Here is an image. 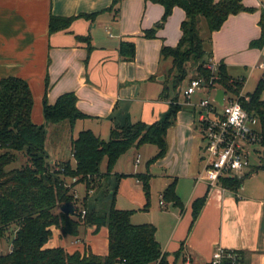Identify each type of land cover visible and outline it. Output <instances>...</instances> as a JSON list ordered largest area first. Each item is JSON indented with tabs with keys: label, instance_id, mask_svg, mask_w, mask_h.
Here are the masks:
<instances>
[{
	"label": "crops",
	"instance_id": "obj_1",
	"mask_svg": "<svg viewBox=\"0 0 264 264\" xmlns=\"http://www.w3.org/2000/svg\"><path fill=\"white\" fill-rule=\"evenodd\" d=\"M111 1L0 0V81L17 77L27 82L33 97L31 118L35 124L43 123V98L52 105L65 93L75 94L77 109L87 116L75 123L80 122L81 128L87 126L86 120L108 115L110 121L104 120L108 127L138 120L152 124L168 111L170 103L159 99L165 79L158 71L165 63L160 59V49L162 45L177 44L183 10L174 8L156 38L146 39L143 33L162 17V6L144 0H123L115 16L113 12L104 11ZM262 1L243 0L245 7H254L255 11L230 16L211 36L208 45L211 63L216 66L223 62L232 78L244 80V70H255L264 57V49L250 46L260 35L258 21ZM96 12L100 14L94 22L77 18L65 31L48 32L50 16L73 17ZM96 34L100 40L90 44L92 49L85 62L86 43L80 38L95 39ZM121 42L134 43L132 61L122 60ZM189 106L194 115L185 111L178 113L172 129L181 126L190 141L174 148L172 155L167 150L165 159L154 166L161 168L154 172L159 174L161 182L155 194L160 192L161 197L166 186L176 181L175 192L183 208L160 204L161 200L155 199L149 210L139 217H131V222L135 225L149 223L156 228V241L167 254L169 263L183 243L178 264H210L218 246L239 252L243 264H264V170H260L263 165L254 166L250 161V168L237 177L246 179L236 192L198 181L203 143L199 145L194 137L195 113L193 105ZM257 130L261 133L260 123ZM128 161H132L131 156ZM163 164L167 167L164 170ZM139 182L135 179L136 186ZM203 197L204 204L192 222V203ZM93 230L94 227L83 226L82 235L70 242L68 248H63L71 249L68 253L83 252L87 248L96 255H105L107 228L101 227L95 233ZM51 231L45 248L61 247L65 237L58 229ZM10 249V243L0 242V254Z\"/></svg>",
	"mask_w": 264,
	"mask_h": 264
},
{
	"label": "trees",
	"instance_id": "obj_2",
	"mask_svg": "<svg viewBox=\"0 0 264 264\" xmlns=\"http://www.w3.org/2000/svg\"><path fill=\"white\" fill-rule=\"evenodd\" d=\"M123 0H112L104 11L113 12L116 16ZM158 4L163 8L161 22L163 23L174 8L184 12L180 24L181 36L173 47L162 45L160 59L170 60L171 67L162 82L163 88L159 99L168 101L169 108L164 117L152 124L142 121L125 122L111 127L107 141L96 136L90 130H81L75 139L71 140V153L75 166L70 162L51 164L45 157V125H56L68 122L71 130L75 123L87 118L77 107V97L74 93L60 95L49 105L45 97L42 100L43 123L32 121L33 97L26 81L17 77H7L0 81V242L8 240L11 249L6 254H0V264H178L182 253L180 249L174 253V260L169 263L167 254L156 241V228L152 224L131 223L132 211L120 210L115 207L116 188L105 190L109 201L106 205L88 208L87 198L103 188V183L111 178V172L116 160L131 148L143 145H154L156 154L148 165L162 158L167 151L166 133L175 122L180 110L178 104L179 89L182 82L188 78L202 79L208 92L223 89L236 96L242 90L244 80L232 78L223 62L218 63L216 71L208 67L211 63V50L205 47V40L200 36L201 20H204L208 32L207 44H211V36L219 31L225 21L232 15L241 12H253L245 7L243 0H144ZM264 4V3H263ZM100 12L80 14L73 17L50 16L48 32L50 34L65 31L77 18L94 22ZM155 28L145 30L144 38H156ZM260 35L251 41L252 48L264 49V9L258 21ZM86 43L88 54L92 47L90 38H80ZM119 54L122 60L132 61L135 57L133 42H121ZM170 76L172 80L170 82ZM154 77H151L153 79ZM210 80L212 81L209 84ZM170 82V84H169ZM188 83V85H189ZM187 85V86H188ZM264 75L253 93L240 97L243 110L254 114L259 119L261 139L264 146ZM26 157V164L20 169L7 167L17 160V154ZM106 160L105 173L99 172V165ZM147 165V166H148ZM264 169V166L261 167ZM116 181L124 175H114ZM135 177L142 183L146 198L148 197L149 175L141 174ZM246 178H222L218 186L236 192ZM75 179L74 182H71ZM78 185H84L85 197L79 202L75 197ZM176 181L171 182L163 190L161 197L182 210L183 205L178 199ZM108 193V194H107ZM205 197L192 203V222L199 215ZM70 203L75 208L73 215L64 214L58 208ZM80 205L81 207H77ZM149 202L146 201L145 209ZM85 211L84 216L81 212ZM83 226L94 227L95 233L101 227L107 228V253L103 256L92 253L89 249L83 252L68 253L62 247L45 248L52 236V228L58 229L63 237L78 238ZM243 263L241 255L237 252Z\"/></svg>",
	"mask_w": 264,
	"mask_h": 264
},
{
	"label": "rangeland",
	"instance_id": "obj_3",
	"mask_svg": "<svg viewBox=\"0 0 264 264\" xmlns=\"http://www.w3.org/2000/svg\"><path fill=\"white\" fill-rule=\"evenodd\" d=\"M263 2L264 1H262V3ZM251 8H253L255 11L254 7H251ZM253 12H250V13H253ZM161 18L157 21V23H155L154 27L150 28V29H153L156 27V25L161 24V26L159 28H157L156 34H157L158 30L163 28L165 22L167 21V19L169 17L163 23L161 22ZM200 25L202 28L200 36L203 38V40H205V47L208 48L207 38L209 35H208L207 30H206L204 20H201ZM147 30H149V29H147ZM97 32L99 33L100 30H97ZM105 33L107 34L108 31H105ZM96 40H100L98 34H96L95 39H90V44ZM86 52H87V54L85 57V62H87L88 57H89L87 50H86ZM161 61H163V60H161ZM163 62H165V63L162 64L160 67H158V71H159V73L162 72V74L164 76H167V72L169 71V69L171 67V63H170V60H166ZM163 65H164V67H163ZM167 65L169 67H166ZM244 71L246 73L244 76L245 81H244L242 93L244 96H246V95H250L253 93L258 81L261 78H263L264 72L262 70L258 69V67L253 71H251L249 69L244 70ZM250 72H252V73H250ZM190 75L191 74L189 73V77H190ZM188 78L185 79L181 84V94H179V100H178V104L180 106V110L178 111V113H180V114H184L185 112H191V114H193V112L191 111V106H189L187 103L189 102L190 104L195 105L196 103H198V101H200L201 99H204L207 96L206 90L201 89V90H197L196 93L191 95L190 99L187 100L182 95V91H183V89H185L187 87V85L189 83ZM169 79L171 82L172 76H170ZM170 82H169V84H170ZM209 97L211 98V95H209ZM262 97H264V90L262 93ZM165 114L166 113H164V115ZM177 114H176L175 122H174L172 127H174L176 124ZM164 115L162 116V118L164 117ZM105 118H108L107 120L110 121L109 115ZM105 118L93 117V119L86 120L85 123L87 124V126L82 127V128H85L84 130H89V128H90L89 126H91L93 128L92 132L96 136H99L101 139L107 141L109 138V133H110L112 126L108 127V125L104 121ZM133 122H135V121H132L130 123H133ZM195 125H196V123L194 120V126H193V129L195 130L194 131V137H195L197 143H199V145H201V139L199 138V134L196 131ZM172 127L168 129V131L166 133V138H165L168 154H171V155L174 152V148H177L178 145L186 143V140H187V143L190 141V136L188 134L186 135L184 133L181 126L175 127L174 129H172ZM44 128H45V150L44 151H45V157H46L47 161L49 163L52 160L55 161V163L69 161L71 166H72L74 164V162H73L74 160L72 159V153H71V140H72V138L75 139L78 135V132L80 130H82L80 122H78L76 125H74L72 130H71L68 122H61V123L56 124V125H48V126L45 125ZM90 131H91V129H90ZM192 135H193V133H192ZM188 149H190V147ZM251 149L256 151L255 153H252L250 155L251 164L254 166L260 165V167H261V165L264 166V146H262L260 144H256V145H253L251 147ZM156 152H157V149L154 145H143L139 148H131L126 153L122 154L114 163L113 170L111 172L112 176L108 181L103 183L104 184L103 188L97 190L96 193H94V194H92V193L89 194V196L87 198V203H88L87 207L90 209L91 208L98 209L99 207L106 205L109 201L110 195L106 196L105 190L107 189L108 191H112L114 188H116L115 207L117 209H120V210L132 211L131 217L136 216V215H137L136 217H139L140 213L149 210V208L151 207V203L154 204L155 199L157 202L159 200H161L163 203L168 204V202H166L163 199V197H160V192H156V194H155V191H158L161 188L160 187L161 182L159 179V174L154 173L155 171L157 172L158 170L161 169V168H158L157 166L156 167H154V166H155L157 161L162 160L163 158L165 159V157L167 156L166 155L167 151H166V154L162 158L156 160L153 164L148 165L149 160L152 159V157L156 154ZM130 156L132 157V161H128V157H130ZM136 159H138V162H136ZM171 159H172V157H171ZM26 160H27L26 157L22 153H18L17 154V160L14 163H12L11 165H9L7 167V169L8 170L20 169L21 167H23L26 164ZM162 166H163L162 167L163 170L165 168H167L164 164ZM124 168H128V170H129L128 173H127V171L124 170ZM149 168H151V169L149 170V173H148L147 170ZM105 170H106V160L103 159V161L99 165V172L105 173ZM260 170H264V169L260 168ZM118 172H120V173L117 174ZM116 174L117 175H124V177L121 178L120 180L116 181V179L114 177V175H116ZM141 174H148L149 178L151 179V181L149 182V189H148L149 195L147 198L145 196V192L143 190L142 183L139 182V184H137V186L135 184V179H137L135 177V175H141ZM262 175H264V174H262ZM245 179L246 178H244V180ZM244 180H243L242 184L244 183ZM75 191H76V195L79 197V202L82 201V199L85 197V194H86L84 185H78ZM146 201L149 202L148 209H145ZM168 206H169V204H168ZM77 207L80 208L81 206L78 205ZM135 218L133 220H135ZM82 229H83V227H81V229H80V235L79 236L82 235V232H81ZM74 239H76V238L70 237V236L65 237V240H64L65 242L61 245V247L63 248L66 246L65 248H68L69 243L72 242ZM4 243L6 245H8L10 242L8 240H6V241H4ZM68 250H71V249H68ZM68 250H66V251L68 252Z\"/></svg>",
	"mask_w": 264,
	"mask_h": 264
},
{
	"label": "built area",
	"instance_id": "obj_4",
	"mask_svg": "<svg viewBox=\"0 0 264 264\" xmlns=\"http://www.w3.org/2000/svg\"><path fill=\"white\" fill-rule=\"evenodd\" d=\"M261 8L264 9L262 3ZM212 72L216 67H208ZM258 68L264 72V57ZM211 80L209 84H211ZM202 79L191 80L183 89L182 95L189 99L203 86ZM217 89L207 91V96L193 105L195 123L199 137L203 143L202 168L197 175V180L208 186H218L222 178H237L250 168L251 147L259 144L261 133L257 130L259 119L254 114H249L240 104V97L244 96L242 90L236 96L224 91L223 105L219 106L214 101ZM211 95V98L209 97ZM189 104V102L187 103ZM192 105V104H189ZM236 119L232 117L236 112ZM72 179L71 182H74ZM90 193H92L90 191ZM75 197H78L75 193ZM163 202L160 201V204ZM85 211L81 212L84 216ZM210 264H243L240 262L236 251H231L218 246L211 258Z\"/></svg>",
	"mask_w": 264,
	"mask_h": 264
},
{
	"label": "water",
	"instance_id": "obj_5",
	"mask_svg": "<svg viewBox=\"0 0 264 264\" xmlns=\"http://www.w3.org/2000/svg\"><path fill=\"white\" fill-rule=\"evenodd\" d=\"M223 96L224 91L222 89H217L213 99L219 106L223 105ZM59 211L64 214L73 215L75 213V208L70 203H64L59 207Z\"/></svg>",
	"mask_w": 264,
	"mask_h": 264
},
{
	"label": "clouds",
	"instance_id": "obj_6",
	"mask_svg": "<svg viewBox=\"0 0 264 264\" xmlns=\"http://www.w3.org/2000/svg\"><path fill=\"white\" fill-rule=\"evenodd\" d=\"M238 112H239V109H238V107H237L236 112L234 113V115H233V117H232L233 120L236 119V113H238Z\"/></svg>",
	"mask_w": 264,
	"mask_h": 264
}]
</instances>
